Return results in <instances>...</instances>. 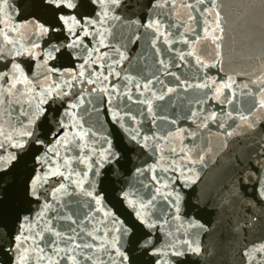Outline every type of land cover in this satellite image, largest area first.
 <instances>
[{
    "label": "snow or ice",
    "instance_id": "obj_1",
    "mask_svg": "<svg viewBox=\"0 0 264 264\" xmlns=\"http://www.w3.org/2000/svg\"><path fill=\"white\" fill-rule=\"evenodd\" d=\"M39 2L41 7L52 11L53 21L41 22L39 18H36L32 22L34 31L25 43L12 39L10 32H14L15 29L5 31L3 28L5 22L0 19V33L4 37L3 45H0V61H7L4 67L0 69V138H2L0 139V180L10 174V169L14 170L17 167L26 166L27 158L31 154L30 158L36 164H39L42 169L41 174L33 175L26 186V195L35 200L40 199L41 193L39 189L48 179L54 177L69 179V176H65V172L71 167L72 159H76L80 164H86L88 170L94 176L99 174L100 169L105 164L120 163L118 154L113 150L110 142H108V148L97 154L98 159L92 158L90 154L85 155L84 149H87L88 146L87 137L89 132L85 130L83 124H78L75 130L66 124L69 110L75 114L78 107L77 104H69L64 112L59 109L55 110L54 119L58 126L55 130L46 127V125L49 119L48 114L53 110L51 104L67 96L69 94L68 89L72 87L73 82L96 85L97 80L103 83L108 79V76L104 75L103 72L95 79L91 78L92 72L89 71L88 60H83L78 67L73 63L70 71L64 68H57L54 62L64 59L70 62L80 60L84 52H87L91 58L92 52L88 49V45L84 43L86 37L96 40L101 47H108L109 45L103 39L106 33L110 32L106 25L112 20L118 21L121 19L120 16L110 15V13H114L121 4L125 3V0H39ZM204 2L205 0H190V2L186 0L182 6L196 10L195 5L203 4ZM0 4L6 5L7 0H0ZM145 7L149 10L166 7L175 9L176 3L175 0H148ZM87 8H91V12L78 11V9ZM190 19H194V17H190ZM130 22L140 23L139 20H130ZM216 23L219 26V13H217ZM140 26L159 31L161 21L150 17L149 13H145L144 21ZM56 33H63V36H57L55 35ZM160 35H164V33L159 32L157 39H159ZM37 37L43 38V44L38 42ZM91 40H89V43H91ZM9 45L11 48L6 56L3 48ZM94 50L99 52V48ZM105 55L107 54L100 53L101 57ZM188 55H193V53L189 52ZM22 56L29 57L33 61L28 71H25L22 63L16 60V57ZM124 58L126 57L121 55V59ZM37 67L43 69L39 74L35 71ZM112 74L111 72L109 73V75ZM86 76L88 77L87 79H85ZM61 77H70V79L62 80ZM234 83V80L231 82L226 81L221 85V90L224 88L231 90ZM251 83L256 85L257 95H264V87H262L264 85V73L257 77V80L251 81ZM198 87H209V85H198ZM245 87H248V85L245 84ZM97 90L96 87L91 89L93 92ZM115 91L116 88L113 86L111 92L114 93ZM168 91L171 92L174 89H168ZM251 91L250 89L249 92L251 93ZM258 106L264 108V99L258 101ZM250 115L251 112L247 115L240 114L238 119L242 123H233V125L229 126V130L224 132V135L229 138L247 135V133L242 131L245 128L256 133L257 122L250 121ZM211 119H216L215 114H213ZM233 119L235 120L236 118ZM114 122L117 124L120 122L118 114ZM219 127H224V125L221 124ZM69 131L72 132V139L78 142L81 151L77 153L75 158L61 156L59 152H55L54 155L50 156L49 154L53 152V143L68 148L72 142L66 139ZM260 132L264 133V128L260 129ZM256 134L258 135L259 133ZM48 136L53 139L46 142V137ZM237 143L240 145L241 150L232 158L231 171L234 175L230 184L224 186L229 198L225 202H236L242 196H247L249 184L254 187L259 201H264V138L257 141L258 147L251 150L246 148L245 141L241 140ZM5 151L7 155H4ZM185 155L187 156V154ZM200 159L203 160V157H200ZM191 162V158H188V163L174 177H170L173 184L179 183L185 187L196 184L198 177L191 178L188 175L190 171L188 165ZM170 170L176 172V166L173 165ZM33 172H35V169H33ZM181 173L184 174L183 180L180 179ZM84 175L87 176V172ZM153 179H156V177L154 176ZM72 182L75 183V181ZM57 183L59 186L56 188V192L63 191L64 185L59 183V181ZM165 187H168V185H165ZM157 191L159 192L160 189L158 188ZM89 195H92V193H89ZM169 196H172L171 192ZM121 198L133 210L141 224L147 228L155 227L145 216L151 201L148 204L137 202L127 191L121 193ZM100 199L97 200L98 203ZM181 201L182 196L179 192L172 196L171 203L177 213L180 211ZM45 207H50V204H46ZM17 221L18 227L13 231L6 220L0 219V232L6 230L9 237L7 246H0V255L7 256L10 264H40L41 261L45 262V264H60L61 260L67 259H71L74 264H77L76 256H70L68 253L60 256L62 249L52 247V245L56 244V241L51 239L45 241L43 239V233L45 231L50 232V228H40L38 231H34L36 226L33 225L32 218L27 215L17 217ZM117 231H120L122 235H126L131 232V228L122 225ZM55 235L60 237V233H55ZM87 235L91 237L92 241L97 239L91 232ZM104 235L107 236V233ZM147 235L150 237L151 233ZM69 239L75 241V236H70ZM148 243L149 241L145 240L144 246H147ZM183 243L188 245L183 250L171 245L170 252L153 248L152 253L161 259L168 255L183 256L187 251L195 254L200 253L201 249L198 242L184 241ZM42 244L43 247L41 246ZM101 246L103 247V245ZM111 246L115 247V244ZM81 247L93 249V252L96 249L94 243L84 241L75 243L71 251L75 252L76 249ZM46 248L49 255L45 254ZM253 251L264 252V242L259 246L252 245L247 248L244 252L245 257H248ZM117 252L122 258L121 264H127L128 256L124 252H120L119 249H117ZM82 258L91 264L94 256Z\"/></svg>",
    "mask_w": 264,
    "mask_h": 264
}]
</instances>
